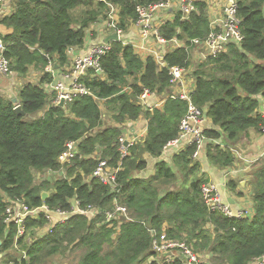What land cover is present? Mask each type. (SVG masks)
I'll use <instances>...</instances> for the list:
<instances>
[{
  "label": "trees",
  "instance_id": "16d2710c",
  "mask_svg": "<svg viewBox=\"0 0 264 264\" xmlns=\"http://www.w3.org/2000/svg\"><path fill=\"white\" fill-rule=\"evenodd\" d=\"M159 1L16 0L14 12L0 20L12 29L3 36L11 69L22 77L43 73L37 84L25 83L16 97L0 92V264L17 263L22 251L30 264H45L69 251L79 252L77 264H158L152 243L163 233L187 241L208 259L207 264H250L264 255V157L252 169L255 214L244 219H229L209 209L202 194L209 179L192 158L194 146L170 161L159 160L150 177H139L147 169L146 156L160 159L164 147L179 136L187 112V103L174 98L153 110L140 105L145 89L162 94L170 87L169 70L157 59L142 58L124 40L111 41V50L101 60L102 71L92 69L83 77L90 95L60 107L53 103L56 93L48 92L54 78L45 73L46 67L51 62L55 69L66 67L69 50L83 47L91 26L107 20L109 4L119 7L120 28L127 32L138 18V5ZM237 3L244 40L229 43L219 57L209 58L194 72L192 100L206 110L214 127L205 132V155L220 170L236 162L233 149L242 137L264 126L259 113L264 102V0ZM195 4L197 11L188 18L178 7L172 10L174 19L160 28L166 42L177 38L188 45L209 34V5L206 0ZM163 55L169 67L191 64L185 47L170 48ZM102 103L114 124L104 125ZM18 105L22 113L17 112ZM141 118L148 123L146 137L122 158L119 139L124 131L118 125ZM71 141L78 142L79 154L64 167L59 157ZM99 158L121 166L116 190L93 176ZM62 169L66 175L53 181L37 179V174ZM228 187L236 190L237 182L230 181ZM45 192L49 196L43 199ZM8 199H21L30 208L47 204L66 211L77 199L81 208L101 213L94 219L72 215L44 237L36 236L47 223L43 214L28 217L27 231L18 238V226L6 222ZM115 200L128 208L131 217L120 232L113 223H104ZM171 264H187V259L178 254Z\"/></svg>",
  "mask_w": 264,
  "mask_h": 264
},
{
  "label": "built area",
  "instance_id": "2783aa9c",
  "mask_svg": "<svg viewBox=\"0 0 264 264\" xmlns=\"http://www.w3.org/2000/svg\"><path fill=\"white\" fill-rule=\"evenodd\" d=\"M16 0H0V11L3 7L15 2ZM196 1L198 0H160L157 3L148 5H138V18L134 24L139 29V39L135 42H124L133 46L135 52L142 58L149 56L154 57L162 67L168 68L171 76L169 89L158 94L149 89H145L139 97L140 105L145 111L153 110L154 108H161L165 102L170 99H180L187 103V112L180 123L179 136L170 141L163 149V153L171 147L178 148L177 152L183 151L188 146H194L195 151L192 155L194 160H198L201 153L204 151L208 137L206 135L207 120L209 119L206 110L198 107L192 100V93L195 89L194 72L196 67L201 63L206 62L209 58H217L228 48V44L235 42H242L244 34L241 28L242 19L238 15L237 0H206L209 5L208 14L210 19V32L205 38H195L189 41L188 45L184 42L174 38L170 42H166L160 35V28L168 20V12L178 7L182 12L184 18H188L190 14L197 11ZM220 1V2H215ZM173 12V11H172ZM120 9L118 6L109 4V12L107 20L105 21V32L118 34L120 39L124 35L120 28ZM173 18L169 20H173ZM110 36V35H109ZM153 41L157 44H171L172 48L185 47L189 53L191 64L187 66H172L169 67L164 62V53L157 51L153 46ZM111 42H101L91 45L84 55L76 56L70 69L62 74V77L69 79V84L65 81H56L48 86V92H55L56 96L53 103L58 105L62 99L65 100L66 105L73 102L79 96L90 95L89 88L83 82V77L89 70L101 72V60L111 50ZM54 63H50L45 73L52 76L55 75L56 69ZM0 75L6 78H14L17 74L11 69V62L6 56V46L3 38L0 36ZM158 96L156 104H150L148 98L151 96ZM259 109V113L264 117V102ZM264 133V126L261 128ZM140 140V139H139ZM138 140L136 138H128L125 134L120 137L119 145L122 158L129 155V149ZM216 144L225 145L220 141H214ZM234 154L236 152L233 149ZM79 154L78 142L71 141L67 144L66 150L60 155L59 162L64 167L71 164L73 159ZM63 167V168H64ZM121 166L113 167L108 160H101L99 158L98 165L93 172V176L100 180L105 185H111L113 190H116L118 183V174ZM43 174H37V179H46ZM59 176H65V169L60 171ZM203 198L211 211L220 212L229 219H244L250 218L255 214L254 207L250 210L234 211L229 203H227L220 190L219 186L213 182H208L202 187ZM9 206L7 207L6 222H13L18 226L17 237L23 236L26 231V220L30 218H39L41 214L47 221L46 225L37 229L36 233L39 237L49 235L54 231L58 224H64L65 221L75 214H88L91 211L97 210V215L101 213L98 209H83L80 207V202L73 199V208L71 211H66L61 208H52L47 204L40 207L30 208L21 199H8ZM131 220L129 210L126 206L120 205L115 200V206L112 210L105 212L104 223H113L111 226L120 232V226L125 222ZM115 224L118 226L115 227ZM118 235V233L116 234ZM116 237V236H115ZM153 252L156 254V261L158 264H171L178 254L186 257L187 264H207L208 259L200 257L185 240H173L163 233L160 237H156L152 243ZM15 264H30L29 257L25 251L21 252V258ZM250 264H264V255L260 258L254 259Z\"/></svg>",
  "mask_w": 264,
  "mask_h": 264
},
{
  "label": "crops",
  "instance_id": "0c3cea01",
  "mask_svg": "<svg viewBox=\"0 0 264 264\" xmlns=\"http://www.w3.org/2000/svg\"><path fill=\"white\" fill-rule=\"evenodd\" d=\"M212 1V0H211ZM220 2V1H215ZM15 10V2L3 7L0 11V20L5 17L11 15ZM167 20L173 18L174 13L172 11L168 12ZM12 32V29L7 28L0 24V36H6ZM111 35L109 32H105V22L100 21L98 24L92 25L91 28L87 31L86 41L83 47H74L69 50V64L61 69H57L55 75H53L54 82L56 81H65L66 84H69V79L62 77V74L70 69L71 64L76 56L84 55L88 48L93 44H98L104 42L105 39ZM139 39V29L133 23L127 32H124L121 40L125 42L131 43L135 42ZM152 46L161 53H165L171 47V44H157L156 41H153ZM43 75L40 71H33L28 77H22L16 75L14 78L3 77L0 75V92L6 94L13 95V97L17 96V93L27 82H32L33 84H37L41 76ZM12 80V81H11ZM9 95V96H10ZM158 96H151L148 98V102L150 104H156L158 102ZM101 108L104 112L103 120H109L107 122L114 124L113 115L108 113L104 107V103H102ZM147 120L145 118H141L140 120L127 123L125 125L119 124L118 126L123 129L124 134L128 138H136L137 140L145 138L147 134ZM104 125H107L104 123ZM207 129L214 128L210 119L207 120ZM223 143V142H222ZM178 148L171 147L167 150V152L163 153V156L160 159H155L149 156H146L148 161L147 169L141 173H139V177L148 178L155 173V165L159 160H167L170 161L175 154H178ZM237 152L235 153L236 162L226 168V169H217L212 166L206 155L205 151L201 153L198 161L202 166V174H204L209 182H213L219 186V190L224 198V200L231 205L234 211L239 210H250L253 208L252 201V169L254 166L259 164L260 160L264 157V133L256 132L255 130H250L242 137L241 141L234 148ZM206 150V149H205ZM230 181L237 182V189L231 190L228 187V183ZM90 219H94L97 216V210L91 211L88 214ZM40 234L36 233V236L39 237Z\"/></svg>",
  "mask_w": 264,
  "mask_h": 264
},
{
  "label": "rangeland",
  "instance_id": "374dc122",
  "mask_svg": "<svg viewBox=\"0 0 264 264\" xmlns=\"http://www.w3.org/2000/svg\"><path fill=\"white\" fill-rule=\"evenodd\" d=\"M8 80H10V79L8 78ZM2 94L6 95V96H9L10 95V94H6V92L5 93H2ZM11 96H13V95H10L9 97H11ZM107 121H109V120H103V122L105 124H107V125H109V124L112 123V120H110V123L107 122ZM42 177H44V178H46L48 180L53 181L57 177H59V174L54 172V173H52V175L47 174V175H43ZM60 177H62V175ZM19 256H21V255H19ZM19 258H21V257H19ZM78 261H79V252L76 253V252H72V251L70 252L69 251L66 255L58 256V257L52 259L51 261H49V262H47L45 264H77Z\"/></svg>",
  "mask_w": 264,
  "mask_h": 264
},
{
  "label": "water",
  "instance_id": "95a60500",
  "mask_svg": "<svg viewBox=\"0 0 264 264\" xmlns=\"http://www.w3.org/2000/svg\"><path fill=\"white\" fill-rule=\"evenodd\" d=\"M31 1H36V0H31ZM180 1L181 0H178V2H180ZM111 41H121V39H120L118 34H113V35L108 36L105 39V43H110ZM14 102L15 103L17 102V98L14 99ZM58 105L60 107H65L66 106L65 100L62 99ZM16 110H17L18 113H22V109H21L20 105H18L16 107ZM48 196H49V193H47V192L43 193V199H46ZM1 246H2V241L0 240V248H1ZM1 257H2V255L0 254V259H1Z\"/></svg>",
  "mask_w": 264,
  "mask_h": 264
}]
</instances>
